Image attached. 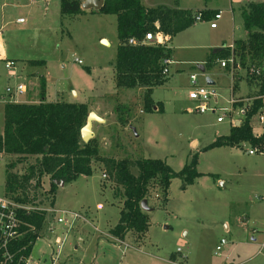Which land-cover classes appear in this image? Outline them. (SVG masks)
<instances>
[{"label":"rangeland","instance_id":"374dc122","mask_svg":"<svg viewBox=\"0 0 264 264\" xmlns=\"http://www.w3.org/2000/svg\"><path fill=\"white\" fill-rule=\"evenodd\" d=\"M250 1L264 0H148L189 8L195 14L203 6L210 7L212 14L223 11L218 28L211 27L214 15L205 18L203 14L202 20H196L169 43L173 50L168 80L151 94L161 111L149 112L144 107V88L116 86L114 64L120 40L115 14L97 9L63 14L61 0H0L1 87L5 88L8 78L5 60L23 58L17 61L22 78L12 83L23 81L29 86L31 98L38 101L40 80L44 77L50 84L48 99L90 104L91 111L108 120L94 122L93 126L100 154L130 158L133 173L138 174L136 160L141 157L161 158L179 171L198 155L197 170L203 175L185 188L180 178H174L168 202L153 190L148 201L151 210L147 211L150 226L146 235L139 238L129 232L125 243L111 233L125 200L116 192L117 184L102 161L93 162L91 176L59 182L54 194L49 192L52 179L44 177L38 189V203L89 210L88 216L100 230L89 228L91 234L88 231L81 235L84 242L80 244L87 249L79 250L77 263L83 259L84 264H219L234 249L242 253V260L248 259L245 264H264V200L258 198L264 194V152L249 154L248 150L254 147L249 142L205 150L217 137L230 132L235 119L243 118L240 106L230 101L234 90L236 96L253 97L261 89L263 79L252 75L248 65L241 64L234 82L232 73L220 68V59L205 71L199 68L216 50L247 37L240 8ZM20 18L24 21L20 22ZM24 58L41 59L46 65L33 67ZM75 59H80L81 64ZM193 73L198 74L200 85L217 92L214 111L200 113L189 99ZM207 76L216 84H208ZM221 115L225 119L218 122ZM120 119L127 121L122 123ZM254 122L258 126V118H253V126ZM3 128L0 111V131ZM193 140L198 145L193 146ZM11 161L17 163L12 171L21 177L27 162H34L35 156L21 161L17 155H1L0 195L6 193V169ZM58 230L63 233L62 226ZM49 237L45 234L37 240L32 251V258H46L44 264H51L49 255L43 254L49 250ZM70 238L69 235L58 264H66L67 252H72ZM221 238L228 243L218 255L216 245Z\"/></svg>","mask_w":264,"mask_h":264},{"label":"trees","instance_id":"16d2710c","mask_svg":"<svg viewBox=\"0 0 264 264\" xmlns=\"http://www.w3.org/2000/svg\"><path fill=\"white\" fill-rule=\"evenodd\" d=\"M82 3L83 0H61V12L71 15L83 13L85 9ZM240 9L247 37L234 41L233 52L229 47L215 51L205 68L212 66L215 60L229 58L232 53L235 63L248 65V69L253 65L264 66V1H250ZM98 11L115 14L118 20L120 44L114 64L116 86L118 89L144 88L145 110L161 111L153 102L151 94L156 86L163 85L168 80L167 73L164 72L167 67L164 61L171 56L173 49L142 41L149 32L161 31L172 37L176 36L195 24V12L178 5L147 7L143 0H104ZM201 12L205 18L214 15L210 10ZM132 38L137 44L129 42ZM29 63L31 66L46 65L44 60L37 59L29 60ZM227 68L230 70L229 65ZM262 79L261 89L253 97L264 94V74ZM45 84L46 78L42 77L38 102H7L4 107L0 155H17L21 161H28L29 157L35 156L34 162H27L21 177L12 171L16 162L7 164L5 195L11 199L21 203H37L38 189L44 177L52 179L49 192L54 194L59 182L68 183L81 175H93V162L100 160L116 182V192L122 194L125 200L120 208L118 222L111 230L112 235L124 240L129 232H133L141 238L146 235L150 226L149 214L142 209V201H149L152 191L157 190L158 196L161 195L163 201L168 202L174 178H180L185 188L203 175L197 170V154L179 171L161 158L141 157L136 160L138 174L132 172L130 158L103 157L97 139L84 143L81 138V128L87 124V117L91 112L90 104L65 100L48 101ZM262 105V99L253 100L240 124L233 125L228 134L217 137L205 150L239 146L243 142L264 149V134L257 136L253 130V118ZM120 120L122 123L127 121ZM24 219L41 229L45 215L34 212L24 215ZM33 239L36 240V237ZM32 249L33 245H29L28 253Z\"/></svg>","mask_w":264,"mask_h":264},{"label":"built area","instance_id":"2783aa9c","mask_svg":"<svg viewBox=\"0 0 264 264\" xmlns=\"http://www.w3.org/2000/svg\"><path fill=\"white\" fill-rule=\"evenodd\" d=\"M233 3H240L248 0H231ZM223 17V11L219 10L214 13V18L211 21L212 28H218V23ZM195 19L202 20L203 13L200 11L196 14ZM20 22L24 19L20 18ZM171 37L161 31L157 33L149 32L146 34L143 43L161 44L167 46ZM132 44H137V41L133 38L129 40ZM234 49V44L227 46ZM81 64L80 59H75ZM164 63L166 65L171 63L169 58H166ZM222 67L226 68L230 66V72L232 77H235V71L240 68L239 63H235L234 54L232 53L227 59H220ZM7 68H12L16 64L14 61L6 62ZM168 72V68L164 70ZM250 73L255 76H262L264 74V66L253 65L250 67ZM198 74L193 73L190 77L192 87L189 90L188 97L196 103V110L200 113H205L210 110H215L218 103V94L215 90H211L207 86L200 85L198 81ZM27 92V85L25 83L17 84L16 86H8L4 96H0V101L5 102H18L19 97ZM262 99L263 105L257 111L255 117L258 118L260 126H254L253 130L257 136L264 134V94L249 97L245 99L232 98L230 101L232 104L237 102H244L240 106V114L245 117L252 105L253 100ZM216 103L214 105L213 103ZM225 116H218V122H223ZM241 122V119H239ZM235 125V120L234 123ZM263 126V127H261ZM261 129V131H260ZM249 154H256L257 152H264V149H260L258 146H254L248 150ZM1 157V155H0ZM259 199L264 200V194L258 196ZM99 208L102 205H98ZM44 213L45 219L41 229H38L35 224L27 222L24 219V215L30 213ZM78 221H84L92 225L97 231H100L98 227L91 223L90 218L84 212L76 211L69 208H61L56 205H43L42 203H21L11 199V197L0 195V264H44L46 258L38 256L32 258V252L28 253L29 245H33V248L37 242L45 234L51 236L47 246L49 247L48 258L51 264H58L63 247L66 245L67 238L70 230L76 225ZM62 226L63 233H60L58 227ZM256 232L257 230L254 229ZM36 235V236H35ZM36 237V240L33 238ZM29 238V239H28ZM28 239V240H27ZM120 243H125L124 240L117 238ZM228 243L226 238L221 240L216 245V254L222 255L223 247ZM60 246V249L56 247ZM264 247V243H263ZM33 251V249H32Z\"/></svg>","mask_w":264,"mask_h":264},{"label":"crops","instance_id":"0c3cea01","mask_svg":"<svg viewBox=\"0 0 264 264\" xmlns=\"http://www.w3.org/2000/svg\"><path fill=\"white\" fill-rule=\"evenodd\" d=\"M84 1V0H83ZM143 4L145 5V6H147V7H155V6H158V5H167V6H171V5H169L168 3H166V2H159V3H156V4H154V3H149L148 2V0H147V2H146V0H143ZM180 7V6H179ZM189 9V8H188ZM85 10H89V9H85ZM94 10H96V9H90L89 11H94ZM202 10H212L210 7H207V6H203V7H201V8H199V11H202ZM157 26H158V24H157ZM170 37H171V40H170V42H172L173 41V39H174V37H172L171 35H170ZM237 40V39H236ZM170 42H168V44H167V46L168 47H170ZM234 43V42H233ZM232 43V44H233ZM119 44H120V41H119ZM118 44V45H119ZM232 44H230V45H232ZM230 45H226L225 47H227V46H230ZM171 48V47H170ZM172 49V48H171ZM221 49V48H220ZM219 50V49H218ZM217 51V50H216ZM21 59H23V58H21ZM21 59H6L5 60V64H6V62L7 61H14L15 62V66L14 67H12V68H7L6 67V65H5V68L8 70V74H7V76H8V78H7V82H6V85H5V88H3V87H1L0 86V96H4L5 95V93H6V88L8 87V86H16L17 84H20V83H24L23 81H19V82H14V84L12 83L14 80H16L17 78L18 79H20V78H22L21 76H20V72H19V70H20V66H19V64L17 63V61H19V60H21ZM24 59H26V60H30V59H27V58H24ZM169 59L171 60V63H172V58H171V56L169 57ZM38 60V59H37ZM41 60V59H40ZM217 61V60H216ZM170 63V64H171ZM170 64H168L167 65V68H168V72H167V74L169 73V65ZM40 66H42V65H40ZM45 66V65H44ZM204 67H205V65H203ZM33 67H37V66H33ZM220 68H223V67H220ZM206 69V68H205ZM224 70L226 71V72H228V73H230L229 71V69L228 68H224ZM44 78V77H43ZM233 78V81L235 82V80H237L235 77H232ZM214 82H215V84H216V80H214L213 78H211ZM41 81V80H40ZM198 81H199V78H198ZM190 83H191V80H190ZM45 85H47V92H46V100H48V101H54V100H50V99H48V95L50 94V92H49V82H48V79L46 78V84ZM192 87V85H190V88ZM232 98H236V99H245V98H249V96H236L235 95V90H234V95H233V97ZM19 101L18 102H32V103H34V102H38L39 100H40V98H39V100L37 101V100H35V99H33V98H31V93H30V89H29V86H27V92L26 93H24L23 95H21L19 98ZM56 101V100H55ZM7 102H3V101H0V111H1V114H2V116H3V118H4V107H5V104H6ZM244 102H237V103H234L233 105L235 106V105H238V106H242V104H243ZM105 121H108V120H106L105 119ZM237 124H240L239 123V118L238 119H235V125H237ZM234 125V124H233ZM232 125V126H233ZM254 126H255V122H254ZM258 126H259V123H258ZM261 127H263V126H261ZM4 129V128H3ZM3 129L1 130V132H3ZM260 131H261V129H260ZM197 144L198 145V141L197 140H193L192 141V145L194 146V144ZM196 145V146H197ZM220 180V179H219ZM222 184L224 185V182H222ZM55 205L56 206H58L56 203H55ZM59 207V206H58ZM77 211V210H76ZM88 211L89 210H86V211H80V212H84L86 215H87V217L88 218H90L88 215L89 214H87L88 213ZM247 219H248V216L246 217ZM90 221H91V223H92V218H90ZM93 224V223H92ZM96 226V225H95ZM97 227V226H96ZM225 227H226V230L228 231V229H229V227H228V224H225ZM89 228H93L94 229V231L96 230L92 225H88V223H86V222H84V221H78L77 223H76V225L70 230V232H69V235H70V243H71V245H72V252H67V255H69L68 256V258H67V260L65 261L66 262V264H68V263H70V264H84L85 263V261L86 260H83V259H80L79 260V263H77V261L75 260V256H77V253L79 252V250L81 249V248H83V250L85 251L87 248H85L82 244H80L82 241L84 242V240H83V237L81 236L83 233H86V232H88L89 231ZM99 229V228H98ZM254 231V230H253ZM87 234V233H86ZM88 234H91V231H89V233ZM98 235V234H97ZM78 236V237H77ZM99 237H100V235H98ZM51 237V236H50ZM49 237V238H50ZM73 237H76L77 239H78V241H76V238H75V242H74V240H73ZM101 238V237H100ZM125 241V240H124ZM220 241V240H219ZM218 244V243H217ZM49 253V250L47 251V252H43V254H48ZM49 255V254H48ZM241 255H242V253H241ZM240 254H238L234 249H231V250H229L228 251V253H227V255H226V258L224 259V260H222L221 262H219V264H245L246 263V261L248 260V259H246V260H242V256H241ZM89 264H93V263H90L89 262Z\"/></svg>","mask_w":264,"mask_h":264},{"label":"water","instance_id":"95a60500","mask_svg":"<svg viewBox=\"0 0 264 264\" xmlns=\"http://www.w3.org/2000/svg\"><path fill=\"white\" fill-rule=\"evenodd\" d=\"M104 0H84L82 3V7L84 9H97L100 10V8L103 6ZM107 42V41H104ZM199 68L202 71H205V67L203 65H200ZM207 83L210 85L215 84V82L209 77H206ZM94 122L99 123H105V119L101 117L98 113L95 111H91L87 117V124H85L81 128V138L84 143H89L91 139L94 138L95 132L93 130ZM240 123V122H239ZM238 125V124H237ZM62 184H64V181H62ZM142 209L145 211H150L151 208L148 205V200L144 199L141 203Z\"/></svg>","mask_w":264,"mask_h":264}]
</instances>
